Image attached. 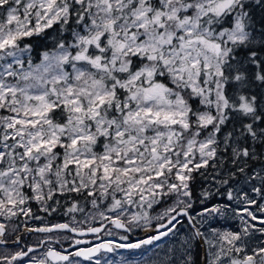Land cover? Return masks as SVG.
I'll list each match as a JSON object with an SVG mask.
<instances>
[{"label": "snow or ice", "instance_id": "6c2138e0", "mask_svg": "<svg viewBox=\"0 0 264 264\" xmlns=\"http://www.w3.org/2000/svg\"><path fill=\"white\" fill-rule=\"evenodd\" d=\"M33 204L71 221L30 227ZM97 218L161 222L134 243L67 235ZM145 246L119 264H264V0H0V264Z\"/></svg>", "mask_w": 264, "mask_h": 264}, {"label": "rangeland", "instance_id": "374dc122", "mask_svg": "<svg viewBox=\"0 0 264 264\" xmlns=\"http://www.w3.org/2000/svg\"><path fill=\"white\" fill-rule=\"evenodd\" d=\"M175 199V197H173L172 199H169L167 200L166 203L164 204H160L158 206H155L153 207V209H147L149 211V214L150 216L152 217H155L157 216L161 210L169 205H171L173 203V200ZM223 200L221 197H214L213 199H211L210 201L207 202L206 205L204 206H212L213 204H218V203H222ZM33 207V211L35 212V210L37 209V206L35 204L32 205ZM201 207H197L196 206V203L194 205V211H193V214H195V211H199ZM132 211H137V209H132ZM37 215L41 216L42 217V214L40 215L39 212L36 213ZM74 215H80V220L84 219V216L83 214H74ZM21 221L25 218L21 217L20 218ZM47 219L46 218H43L42 217V220H39V221H34V220H30L28 221V225H38V224H48L50 223L49 221H46ZM97 222H100L99 218H97L96 220ZM94 221V222H96ZM55 222V220L53 221ZM92 222V223H94ZM156 222H160V221H156V220H153L152 221V224L151 226H154V223ZM212 223V225L214 227H220V226H224V227H235L236 226V222L235 221H232V220H228V221H225L224 218H215L214 220H211L210 221ZM91 223V224H92ZM185 223V226H186V220L184 221ZM82 225H88V224H81V225H78L79 227H82ZM23 226V225H21ZM108 228H111L112 229V232H113V235L111 236H108L105 234V232L107 231ZM144 227H140V228H136L134 231H133V234H135V236L139 235L138 238H136L135 236L134 237H130L127 233H125L124 231H120V230H117L115 228H113L112 226H109L107 225L106 228L104 229V231L101 233V236L103 239L105 240H112L114 243H134V242H137L139 240H141L142 238L140 237V235L142 234V231H143ZM184 229L182 228L181 231H183ZM26 235H29L27 236L28 239L30 240H33V244H36L38 243V241L40 239H44L46 236H52L53 239H60L61 240V243L63 244H66L67 242L63 241L62 239V236L60 234H57V233H25V234H22L21 236H26ZM67 235H71L73 236L74 238H76L75 235H72V234H67ZM120 235H127L128 236V240L127 241H122L120 240ZM32 236V237H30ZM169 238H163L160 242L161 246L163 247L167 241H168ZM30 243H32L30 241ZM54 243H52V247H53ZM145 248L149 249L148 251H145V249H115L114 252L112 253H100L98 254L99 258H101V264H108L109 261H112L113 264H119V261L122 257L124 258H128V259H135V260H141V259H146V258H149V257H152L153 255V251H155V249H152L151 246H145ZM45 249H46V246H45ZM45 249H38L37 250V255H39L40 253H42L43 251H45ZM18 250L16 246H7V249H6V252L8 254L14 252ZM26 250V249H25ZM143 254V255H142ZM97 257H93V260H95ZM81 264H92V261H84L83 259H81Z\"/></svg>", "mask_w": 264, "mask_h": 264}, {"label": "water", "instance_id": "95a60500", "mask_svg": "<svg viewBox=\"0 0 264 264\" xmlns=\"http://www.w3.org/2000/svg\"><path fill=\"white\" fill-rule=\"evenodd\" d=\"M61 222H66V221H60V222H55V223H61ZM161 222V221H160ZM55 223H51V224H55ZM157 223H159V222H157ZM156 223V224H157ZM101 224H104V228H105V226L108 224L107 222H105V221H103V222H101V223H96V224H93V225H91V226H95V227H99ZM156 224L154 225V226H151L147 231L145 230V229H143V231H142V234H141V236H145V235H147L145 238H147V237H149V236H151V235H155L156 234V232H155V226H156ZM40 226H43V225H40ZM112 226V225H111ZM33 227H37V226H33ZM88 226H84V227H81V228H87ZM113 227V226H112ZM114 228V227H113ZM117 230H122V229H117ZM103 231V230H102ZM101 231V232H102ZM123 231V230H122ZM21 233H23V231H21L20 233H19V235H21ZM75 235V234H74ZM89 235H94V234H88V235H86V236H89ZM96 236L95 237H93V240H98L97 239V235L99 236V239L101 238V233H99V234H95ZM136 238H138L139 236L137 235V236H135ZM14 238H15V236H14ZM13 238V239H14ZM144 238V239H145ZM12 240V239H11ZM104 241H107V240H102V241H100V242H98V243H101V242H104ZM8 245H13L12 243H9ZM91 246V245H90ZM64 247H67V246H64ZM83 247H89V246H83ZM59 250V249H58Z\"/></svg>", "mask_w": 264, "mask_h": 264}, {"label": "trees", "instance_id": "16d2710c", "mask_svg": "<svg viewBox=\"0 0 264 264\" xmlns=\"http://www.w3.org/2000/svg\"><path fill=\"white\" fill-rule=\"evenodd\" d=\"M196 206L199 208L202 205H200L199 201H197ZM37 212H39L38 209L35 210V213H37ZM63 212H64V209H61L60 212L52 214L51 216H47L45 213H42V212H39V213H40V215L42 214V217L46 218L47 219L46 221H49V222H53L54 220L55 221L63 220V221H69L70 222L72 216L71 215L65 216V215H63ZM72 215H74V214H72ZM75 216H76L77 220H80V215L79 216L75 215ZM30 237H32V236H30ZM32 243H33V240H32Z\"/></svg>", "mask_w": 264, "mask_h": 264}, {"label": "flooded vegetation", "instance_id": "af4514ba", "mask_svg": "<svg viewBox=\"0 0 264 264\" xmlns=\"http://www.w3.org/2000/svg\"><path fill=\"white\" fill-rule=\"evenodd\" d=\"M68 222H69V221H68ZM22 234H25V232L21 233V235H22ZM21 235H20V236H21ZM14 236H15L14 234L11 235V236L9 237V240L13 239ZM27 236H29V235L21 236V237H22V239H21V244H20L21 247H23V246L26 245V244H27V245H35V244H33V243H30V241L32 242V240L28 239ZM92 238H93V237H91V236H85V237H83V239L90 241V242H91L90 244L93 243V239H92ZM90 244H89V245H90ZM7 246H13V247H14L15 245H7ZM64 246H67V243L64 244ZM53 247L56 248V249H61V244H60V243H54ZM39 249H45V247H41V248H39ZM71 251H72V250H71Z\"/></svg>", "mask_w": 264, "mask_h": 264}]
</instances>
